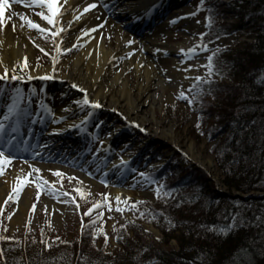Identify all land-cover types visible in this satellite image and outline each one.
Returning <instances> with one entry per match:
<instances>
[{"label": "bare ground", "instance_id": "1", "mask_svg": "<svg viewBox=\"0 0 264 264\" xmlns=\"http://www.w3.org/2000/svg\"><path fill=\"white\" fill-rule=\"evenodd\" d=\"M186 1L58 0L62 12L58 20L63 31L53 39L62 48L70 49L68 52H61L57 55L56 65L60 67L58 74L53 72L52 61L48 65L35 63L33 55L35 48L37 45L45 48L37 30L26 26L20 27L19 17L23 14L40 23L42 27H49L55 31V26L48 25L36 15L40 11L46 12V9L38 5L29 7L27 0L25 3L9 5L5 14L12 17L11 23L0 29V73L3 72L4 66L10 68L13 63L26 56L28 68L23 72L17 69L16 74L24 77L19 81L44 82L48 86L49 93L52 94L48 96V101L53 116L48 120L44 141L42 144L36 143L32 158L36 156L40 160L66 162V151L56 155L46 154L53 137L59 136L62 139L67 134L76 136L83 122L92 123L98 118L102 120L101 131L107 132V135L104 147L98 153L85 155L90 166V168H85V171L92 178L83 176V181L95 187L97 180L105 176L115 177V180L118 178L124 163L134 156V153L117 157L112 154L113 146L125 139L124 144L131 140L139 148L147 140L149 130L145 125L149 120L144 116V109L146 106H151V99H155L154 89L158 87L162 92L170 90L173 86L187 85L192 81L191 78L196 76L197 65L202 62L205 50L195 54L196 58L193 62L185 59L179 51L197 44L193 34L195 32L193 29L197 24L191 20L193 16L191 7L183 6ZM91 2H95L97 7L82 12L87 3ZM105 4L108 5L107 8L104 7ZM77 14H80L79 19L74 20L73 16ZM174 19L182 22V32L185 34V39L179 42H172L170 39L172 37L170 23ZM12 25H16L15 31ZM92 28H95L94 32H89L88 35L83 34ZM129 39L133 41L131 45L127 43ZM229 39L219 40L214 45L227 42ZM74 44L76 47L73 48ZM189 64L192 67L185 72L184 69ZM44 76L49 78L43 79ZM73 83H76L78 87L73 88ZM80 88L86 90L89 100L99 101L101 107L90 108L77 103V101H82L84 95ZM150 118H154L152 113ZM130 121L138 124L139 128L130 124ZM72 125L76 127H71ZM0 131L3 133L4 129ZM165 132L166 134L162 133L163 138L171 141L174 147H183L181 153L183 160L187 159V164L190 160L204 164L205 159L192 140L188 137L180 138L172 130ZM10 133V140L16 149L15 128H11ZM150 135H156V133L152 132ZM5 143L7 142L0 138V145ZM56 143L60 144V142ZM25 148L26 146L22 150ZM107 149H110V152ZM72 155L77 158L83 157L82 152L76 150L73 151L71 157ZM107 155L111 156L110 160H106ZM183 162L179 164L182 165ZM35 163L13 162L9 165L6 173L0 178V204H3L7 193L15 185L17 176L22 177L27 172L39 175L41 172L58 170L56 165ZM154 166L152 164L150 167ZM36 168L40 169L39 173L34 171ZM68 173L72 174V171ZM112 191L116 198L119 197L121 200H130L133 197L131 192L120 190V188ZM31 197L32 190L30 186H27L18 197L17 209L11 219L13 224L21 222L25 217ZM48 200L43 199L47 208L53 206L55 209H62L59 202L51 198Z\"/></svg>", "mask_w": 264, "mask_h": 264}, {"label": "trees", "instance_id": "2", "mask_svg": "<svg viewBox=\"0 0 264 264\" xmlns=\"http://www.w3.org/2000/svg\"><path fill=\"white\" fill-rule=\"evenodd\" d=\"M206 6L211 13L215 7L225 12L214 2ZM229 8L235 22L211 20L209 39L240 30L252 40L216 51L215 74L223 81L212 77L211 84L199 82L192 91L197 102L202 94L211 98L212 109L205 111L214 116L210 153L226 192L220 195L198 183L191 170L176 168L160 181L156 207L142 212L163 242L176 240V248L133 244L135 235L125 227L117 233L121 252L114 256L86 243L45 251L5 241L0 248L6 249L7 264H264V0H231ZM220 228L226 234L213 230Z\"/></svg>", "mask_w": 264, "mask_h": 264}, {"label": "rangeland", "instance_id": "3", "mask_svg": "<svg viewBox=\"0 0 264 264\" xmlns=\"http://www.w3.org/2000/svg\"><path fill=\"white\" fill-rule=\"evenodd\" d=\"M209 1L214 2L217 6L219 4V9H223L225 12L220 14L218 8L215 7V13H211L210 8L205 4V0H203V4H201V0H187L183 5L184 7L187 5L190 6L192 12L195 13L191 17V20L193 23L197 24L196 28L193 29L195 31L193 34L198 44L204 39L209 38V35L206 33V24L209 23L210 20H212L213 25L222 23L226 25L235 22V17L229 12L231 0ZM199 6L201 8H198ZM182 26V22L177 19L171 21L170 27L172 37H170V39L172 42H179L185 39ZM36 32L45 45V51L41 52L40 48H35L33 52L35 63L41 65L51 64L52 56L58 55L55 52V45L57 43L53 37H51L50 33L41 34L38 31ZM200 33L205 34L202 40L199 36ZM227 33H232V30H228ZM248 34L249 33L246 32H236L227 38L232 39L219 44L216 48L233 47L244 41L249 42L252 38ZM206 51L200 65L205 64L206 57L210 52H213L209 50ZM165 58L169 61L167 57ZM195 58L196 56L194 55L189 58V61L193 62ZM56 67L58 70L53 71L54 74L60 72V67L58 65H56ZM197 75L206 76L205 68L198 67L196 71V76ZM218 80L223 81L220 77ZM10 83L11 82H8L7 84V91L12 92V96H14L15 90L17 91L18 89H15ZM192 83L193 80L187 85L173 86L170 90H163L162 92L158 87L154 89L155 99H151V106H146L144 109V116L149 120L145 125L149 130V137L147 140L144 141L139 148L130 140L129 142L131 144H129L127 148L122 149V152L121 148H123V141L125 139L113 146L112 152L114 155L116 154L117 157H122L124 154L131 152L134 153V156L128 160L129 163H126L123 167L120 173V180L113 182L110 180L111 177L103 180L99 179L96 182V186L92 187L90 184L83 181V176L91 179L92 176L90 174L80 169V166L74 167L66 163H57V165H59L57 168L62 175H56L55 173L57 170L55 172H41L39 175H34L31 172L24 174L22 177H28L29 181L34 180L37 183H42L43 190L40 197L37 198L35 184L27 182L24 184L21 193L27 186H30L32 197L25 217L19 223L13 224L11 222L17 209L16 205L18 199L4 206V211L0 212V236H11L14 237V239L7 241L0 240V245L5 241H10L22 245L26 244V246L32 245L37 248L41 247L43 250L47 251V249L44 248L43 241H47L51 245L50 248L53 249L60 245L74 246L77 243L78 245H80V243H86L88 248L99 249L114 256L121 252L116 237L121 228L120 226L124 225V227L121 228L122 230L127 227L129 234L135 235L134 238L130 239V241H133V244L135 242L144 241L156 249L169 250L176 248L177 242L175 239L163 242L159 228L143 220L141 215L143 209L154 208L156 207L155 204L158 202V196L154 195L157 183L152 182L146 174L144 177H141L139 173L153 170L158 172L160 168L166 170V167L170 166V164L176 165L177 170H191L195 177L201 178L198 183H205V186L211 187L216 193L221 195L226 192L222 183L221 173L215 164L213 155L210 153L212 142L208 139V132H210L211 126L214 124V116L212 114L209 115L205 111L210 112L208 108L212 109L211 98L202 94L201 99L197 102L196 98L188 91L190 85H193ZM40 84L41 82L38 80H32L26 84L27 91L25 92V97L27 99L21 107L22 111H24L26 105L29 104L30 96L31 98H35L39 95ZM180 91H184L190 98H194L191 105H189L186 100L179 97ZM151 113L154 117L152 119L150 118ZM198 117L200 118L199 127H197ZM101 121L102 120L98 118L95 119L92 124L93 128H90V130H92L91 137H87L86 140L81 139L82 142L78 148L71 146L64 149L75 148L78 149L79 152L83 150V153H98L101 148L104 147L103 144L107 135V132L101 131L100 129ZM83 129H85V127H83L82 130ZM169 130L175 132L180 138L188 137L192 140L204 157L205 165L195 160H190L189 164H187V159L183 160V154L181 153V148L183 147H174L171 141H168L165 137L163 138L162 133L166 134L165 131ZM152 132H155L156 135L151 136L150 134H152ZM80 137L81 136H79V138ZM137 137L136 139H138ZM67 138L75 140L74 135H69ZM55 139L56 137L54 140ZM76 141H78V139ZM53 151L54 150L51 152L53 153ZM71 160L72 159L67 158V162L71 163ZM18 161L19 164L26 163L24 160L19 159ZM181 161H184L182 165L179 164ZM79 163H81L82 166L85 164V162L83 163L82 161H79ZM10 164L11 162L5 166V172L0 174V178L6 173ZM152 164H157V167H150ZM69 171H72V174H69ZM40 178H43V180ZM45 181L56 189L55 193H50L47 190L46 185L43 183ZM115 188H120V190L129 191L133 194L130 200L124 199V197H122L124 200L120 199L122 202L120 207L124 209L123 211L117 210V198L112 191ZM77 189L80 191H77ZM81 193H83V195H81ZM50 198L59 202L62 209H55L53 206L47 208L44 205L43 199L49 201L48 199ZM34 201L36 202V207L34 210L30 211ZM132 201H139V203L135 204L133 207ZM97 202H102V207L94 209L93 212L88 215H84L87 209ZM109 203L111 204V208L109 207ZM10 213L11 215H9ZM93 233H95V235H93ZM105 233H107L108 236L107 243H105L104 239ZM56 237H59V239H55ZM156 237H159V240H157Z\"/></svg>", "mask_w": 264, "mask_h": 264}, {"label": "snow or ice", "instance_id": "4", "mask_svg": "<svg viewBox=\"0 0 264 264\" xmlns=\"http://www.w3.org/2000/svg\"><path fill=\"white\" fill-rule=\"evenodd\" d=\"M17 2H21L23 3L24 0H17ZM28 2V6H34V5H38L40 8L42 9H46L45 11H40L38 13H36V15H38L40 17L41 20L46 21L48 25L50 26H55L56 30L53 31L51 28L49 27H42L40 23L35 22L33 19L28 18L26 16H24L23 14H20V27H27L30 29H35L37 30L39 33L44 34V33H50L51 37H58L60 35V33L63 31V28L59 25V20L58 17L60 15H62V12L60 10V5L58 3V0H27ZM201 4H203V0H201ZM107 4L104 5L105 8H107ZM9 7V0H0V29H3L6 25L11 23V16H8L5 14V10ZM97 7V4L95 2H91V3H87L86 7H84L82 9V12H87L90 9H94ZM199 10V9H198ZM82 14V13H81ZM195 13H191V15H194ZM13 15H16L15 13H13ZM80 14L74 15L73 19H79ZM207 19V17H206ZM12 29L13 31L16 30V25H12ZM95 28L89 29L88 32H83L84 35H88L89 32H94ZM204 33H200L199 36L201 37V40L204 37ZM218 39V38H217ZM55 43V42H54ZM127 43L129 45H131L133 43V41L131 39H129L127 41ZM38 48H40L41 52H44L45 49L43 47H40V45H37ZM72 47H76V45H72ZM208 45L204 44V43H200V44H195L192 47H189L187 49H180L179 51L181 52L182 56L185 59H189L192 56H194L195 54H197L199 51L201 50H207ZM70 49L67 47H63L60 44H56L55 45V52L57 54H60L61 52H68ZM129 55H131V53H129ZM216 55L215 52H213L212 54L208 55L206 57V63L203 65H197V67H203L206 70V76H201V75H197L193 78H191L193 80V87H197L199 88L200 85L197 84V82H200V84H211L212 81V77L214 75V73L216 72L215 69V65H214V56ZM39 59V58H37ZM56 61H57V56L53 55L52 56V62H53V71L58 70L56 67ZM192 67V65H188L187 68L184 69L185 72H187L190 68ZM19 68V70L21 72H23L24 69L28 68V63H27V57H23L21 60L16 61L15 63H13L11 65V67L9 68L8 66H4L3 67V72L0 73V81H4V80H12V81H16L19 79H23L24 77L22 75H17V69ZM43 79H47L49 78L48 76H44L42 77ZM186 79H189V77H185ZM170 79V78H169ZM262 82H264V78H262ZM73 88H77L78 85L76 83L72 84ZM202 91V89H200ZM81 93H83V99L82 101H77V103H82L84 106L90 107V108H99L101 107V104L99 103V101L97 100H89V97L87 95V92L85 89L80 88ZM179 97L181 99H184L188 102L189 105H191L193 103V99L194 98H190L186 92L184 91H180L179 92ZM21 103H23V100H21ZM13 108H16L18 110L19 106L16 105L14 102L10 103V107H9V111H12ZM85 119H87V117H85ZM127 119V118H125ZM199 117H198V123H197V127H199ZM130 124L134 125L135 127L139 128V125L136 124L134 121H130ZM4 127L3 123H0V129H2ZM71 127H76V125H72ZM102 144V142H101ZM14 147L15 145L12 144L11 141H9L8 143L4 144V145H0V174H3L5 172V166L7 164H9L10 161L13 160L14 158ZM7 152V154H6ZM121 163H123V161H121ZM35 172L39 173L40 169L36 168L34 169ZM56 175H62V173L59 172V170L56 171L55 173ZM139 175L141 177L145 176V173L141 172L139 173ZM16 183L15 185L11 188V190L7 193L6 198L3 201V204H0V212L4 211V206L11 203V202H15L18 199V195L21 193L22 188L24 186V184L27 183H34L36 186V197L39 198L42 192V183H37L36 181H29L28 177H21V176H17L16 178ZM41 180H43V178H40ZM71 179V178H70ZM44 185H46L47 190L50 193H55L56 189L53 188L51 186V184H49L48 182H43ZM163 187V185H156V188L154 190V195L159 196L160 194V189ZM77 191H80L79 189H77ZM170 194V193H168ZM81 195H83V193H81ZM107 195V194H105ZM130 199V198H129ZM121 200L119 197H117V210L118 211H123L124 209L120 207L121 205ZM139 203V201H132V206L134 207L135 204ZM36 207V202L34 201L32 203L31 206V210H34ZM78 207V205H77ZM102 207V202H97L96 204H93L92 207L88 208L87 211L84 213V215H88L90 213L93 212L94 209L97 208H101ZM109 207L111 208V204L109 203ZM15 211V209H14ZM11 215V213L9 214ZM102 215V213H101ZM141 215H143V213H141ZM235 219V218H233ZM234 226V224H229L227 225V228L230 230L232 227ZM121 228L124 227V225L120 226ZM214 231L217 232V234H226L225 233V229L224 228H220V229H213ZM147 231V230H146ZM93 235H95V233H93ZM117 239H119L120 237H116ZM14 237L11 236H0V240H13ZM55 239H59V237H56ZM104 239H105V243H107L108 240V236L107 233L104 234ZM157 240H159V237H156ZM44 245L45 249H48L51 247V245L47 242V241H43L42 242ZM6 249L4 248H0V264H7V257L5 255Z\"/></svg>", "mask_w": 264, "mask_h": 264}, {"label": "water", "instance_id": "5", "mask_svg": "<svg viewBox=\"0 0 264 264\" xmlns=\"http://www.w3.org/2000/svg\"><path fill=\"white\" fill-rule=\"evenodd\" d=\"M233 196L236 197V196H242V195L239 193H234Z\"/></svg>", "mask_w": 264, "mask_h": 264}]
</instances>
